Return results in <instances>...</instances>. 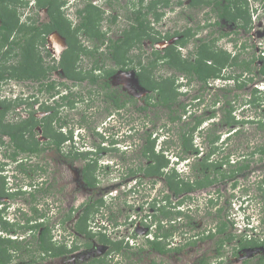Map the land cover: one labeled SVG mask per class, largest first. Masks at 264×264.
<instances>
[{
    "label": "rangeland",
    "instance_id": "1",
    "mask_svg": "<svg viewBox=\"0 0 264 264\" xmlns=\"http://www.w3.org/2000/svg\"><path fill=\"white\" fill-rule=\"evenodd\" d=\"M24 1L28 2L24 4ZM63 1L64 3L61 6V10L63 11L64 16L71 21L72 25H74L79 21L76 11L77 9L83 7L86 0ZM189 1L191 0H181V4H178L177 0H171L170 4L161 9L163 12L161 19L158 22H153L152 24L154 29L160 31L161 34L166 32L173 33L175 30L181 32L189 27L194 30L196 34L190 36L188 43L181 48L182 55L187 57L190 51L196 50L200 43L204 41L209 42L211 39L218 37L220 32L231 33L230 36L219 37L214 41L216 47L221 49V51H226L230 53L231 56L238 55L239 60L250 59L253 56L257 57L262 54V51H264V49H261V47L264 46V36L262 35V33H264V7L262 8L260 0H247L249 9L251 10V28L248 31H245L243 28H235L232 23H227L222 18L219 19L220 24H213L210 27L204 26L208 22H216L217 16L215 9L211 10V6L205 7L203 5L192 7L189 6ZM34 2L35 0H21L20 4L17 5V15L21 21H24V23L30 24L33 20L38 23L43 20L45 21L46 19L45 14L47 11L45 8H36L34 6ZM91 2L98 4L101 9L105 11L100 28L103 32L105 31L106 38L115 40L120 37V33L123 28L128 25V19L126 17L127 13H125V9L130 6V2H136V0H91ZM116 14V20L114 22L110 21L111 16ZM234 29L236 30L234 31ZM49 34L50 33L45 36L44 42L45 50L50 52V55L45 56V60L42 62V65L45 67H51L54 63L57 64L61 51L64 47H66L61 37L56 35L49 36ZM179 37L180 35H174L171 39L166 40V42H155L152 46L148 39L143 40L140 49H134L133 47L129 51L132 62L134 61L133 63H135L137 59L141 58L142 63L144 62L147 64L153 57L151 56V51L153 49L162 51L167 44L175 41ZM231 37L232 40H230ZM14 38L16 39V36L13 35V39ZM80 40L87 51H92L94 49L92 40L84 37H80ZM104 44L100 45V48L95 52L94 57H80V59L76 62L75 69L82 68L83 71L86 67H90L91 60L94 58L98 59L99 62H103L108 68H112L113 61L110 59V55L108 53L106 56L105 54H99L102 50L105 51L103 53H106L107 49H105ZM40 48L39 52H41V54H45L42 46H40ZM4 49L5 47L1 50ZM19 52V47L15 45L14 48L10 49V52L1 56L0 69L2 70V68L10 67L18 58L15 53ZM189 56L191 57L192 55ZM257 60L258 58L254 60L253 70L250 73L243 72L239 78V83L244 82L241 87H238V82L232 79H209L207 86H202V83L196 77H188L187 75L169 68L166 65L155 68L152 73L148 74L150 77L154 76L157 79L173 77L172 79L170 78V83H172L171 89H173L177 95L175 97V101L171 102L172 104L170 109L162 104H156L158 100L157 89L143 87L137 81L138 79L132 69L129 71H116L115 74L109 78V90L122 94L123 97H125V95L127 97L129 95L135 96L137 99L136 105L144 103V95H150L152 97L155 106H153V108L149 106V110L147 112V118H152L153 120L151 130L155 132L164 124L162 129L166 131L165 134L168 135V140L164 143L161 141V138H159L161 142H159L156 138L157 141L154 142V148L158 153H160L161 149H164V152H167V157H170L167 166L170 172L174 170L181 178L184 179L187 178L186 176L189 173L191 175L192 172V174H195L193 176L191 175L193 178L199 175V177H203L202 179H205V177L200 173L202 171L198 168L200 165L197 164L201 159L205 160V155L208 156L209 162H214L215 160L216 162H219L220 159L223 158L224 160V157L228 155V162L223 164L221 168L224 172L227 171L228 173L232 171L230 170L231 168L244 162L248 163V167L251 172H249L248 176L245 178L241 177L240 173H238L237 175L235 174V176L232 175L231 178H225L216 182V184L208 185L206 188H198L189 192L191 197L187 198L181 205V207H183V211L188 212L192 218L191 225H184L180 229V235L184 242L186 238L188 241H191L194 239L195 234H204L205 230L210 227L214 228L220 219L215 216V213L217 208L222 205L224 206L222 213L224 215L225 213L227 214L224 217H221V219L223 218L226 221L231 220L234 223L232 224V229L230 224L226 226L227 233L232 236V239L230 240L231 243L237 241L241 237L244 238V236L251 238L255 236L256 231L260 232L262 229L261 226H258L254 229V232H243L244 210L242 212L237 209V207L241 209L240 200L244 197L246 200L242 202L245 205H249L253 224L259 225L258 218L260 217L258 210L262 205H264L263 198L261 196L262 192L259 189V183L262 176H264V169H259L258 167L261 164L259 157L264 155V153H253V151L256 150L258 145L264 146V94L261 93L264 87V80L263 75L258 71L264 63V58H261L260 61ZM242 69V66L232 65L225 67L222 70V73L225 75L238 74L242 71ZM58 72H60V69L53 70L51 72V79H54L55 82H66L64 77ZM144 77H146V75H144ZM248 77H252V80H249ZM189 78L191 80H189ZM144 79V83L149 84V82L146 81V78ZM66 83L69 84L70 82L68 81ZM88 86L89 85H86V82L84 81L80 82V84L72 86V89L74 92L83 95L87 93ZM37 87V83L30 79H26L22 82L12 77H4L3 85L0 89V95L3 96L8 94V96H14L22 92L25 94H34L39 92ZM253 88H257V93L253 92ZM252 93H254V95H252ZM37 95L40 98L38 99L39 101H43L48 97L46 91H42ZM123 97L121 99H123ZM253 97H256L254 102L251 101ZM183 104L186 105L184 109L181 107ZM89 105H91V103ZM88 106L84 102L73 104L74 109L68 110V118H78L81 116V112L86 110L92 115L91 117V115L88 114L89 118H93V121L103 119L98 111L94 112L93 110H87ZM227 109H230V115L234 116V119L237 121L236 123L234 122L230 125L226 124L225 114L228 115ZM212 112L215 113V116H211ZM140 115L143 116L144 112ZM172 115H179L180 118L171 122L169 117ZM197 115L200 116L202 122L193 132L192 143L193 146L198 147L197 149L199 150V154L193 155V151L191 150L183 152L184 147L182 145L181 134L193 124V118ZM227 119L232 120L228 116ZM137 123L138 131L135 146L133 145L128 147L125 151H109L107 154L101 155V160L97 162V165H102L101 161L108 159V161L113 162L114 165L117 164L118 166L114 168L116 169V172L109 169H105L102 174H97L96 172L97 184L94 188H91L89 192V194L93 195L91 197L92 199L104 198L105 201L115 203L114 205H117L118 208L127 207L126 204L133 207L135 206L134 202H140V200L136 201L135 199H141L140 195L144 194V188L140 185V183L144 182V185L147 186L150 182H152L149 181L148 178H139V176H137V179H128L121 175V173L125 170L124 163H129L135 168L139 175L142 172L139 167H145L146 161L148 160V157L142 154V149L147 137V131L144 132V130L149 129L150 124H147L146 127L140 128L142 124L138 120ZM127 127L128 126H125L121 129V131L124 132ZM123 132H121L122 135ZM160 134H162V132H160ZM129 142L131 143V141ZM89 147L92 148V146ZM180 154L183 159L179 158ZM44 156L45 158L50 157L48 158L49 161L52 160V162H50V170L52 171V167H56L57 169L55 170V173L51 174L56 178L53 183V193L47 197V201L52 204V201L54 202V199L59 197L61 201L59 204L62 203L61 207L64 206L65 208H68V204L73 203L75 206L81 203L82 200H85L88 193H83V191L80 192L81 189L76 184L79 176H77L78 173L76 174L73 166L69 168V165H62L60 168H57L59 164L53 166L54 161L52 159L59 157L57 154H53L51 152L48 154L46 152ZM176 160L183 161L177 165ZM80 161L82 162V160ZM80 161L76 162L77 166L81 164ZM173 165L175 168H172ZM194 167H196V170H194ZM197 170L199 171L198 174H196ZM101 171L102 170H100V172ZM205 171L206 173H209V177L213 176L211 166L205 169ZM233 180H236V185L232 186L229 183ZM134 186L136 188L135 191L132 192ZM129 187H131L130 193L127 191ZM54 189L58 192V194L55 193ZM216 190L220 192L218 195V191ZM151 192L153 194L155 190ZM182 193L183 192H179V194H176L175 200L181 199ZM246 194H248V196ZM209 196H212L214 199L216 198V201L212 200V202H210ZM227 200L229 202L228 204L225 203ZM180 201H182V199ZM111 205L113 206V204ZM170 205L171 207L173 206V204ZM80 207L81 208L78 211L72 214L77 216L79 212L82 211L83 206ZM62 209L63 210L61 211L64 212V208ZM132 209H130L129 212L130 216L133 214ZM59 216V214H56L55 217L53 215L51 221L55 222L56 217ZM96 216L97 215H94V218H96ZM124 216H126V218L128 217V215H121L119 220L122 221L121 219H123ZM116 217L118 218V215H116ZM175 218H177V216L172 217V214H169V220ZM188 220L189 217H186L181 223H187ZM178 225L177 226L180 228L179 223ZM189 226H192V228H189ZM130 231L131 229L126 226H121L119 233L117 234L120 235V233H122V235H127ZM115 234L116 233H112V235ZM259 234H261V232L258 233V235ZM255 237H257V235ZM204 239H201L194 244L186 245L179 252L156 255V259L160 261V264H195L196 257L202 255L205 252L206 247H209L207 252L208 255H211V249L215 248L213 240L208 241V238ZM261 252H263L261 247L248 248V255L245 254V258H250V260L247 264H255L257 262V256L254 254L264 255ZM27 256L30 257V254L17 257L15 261L20 260L26 262ZM205 260L207 259L205 258ZM212 261L213 258L212 260H207L206 263L212 264ZM240 263V259H236L229 264ZM41 264H74V262L66 260V258L63 260L59 257L45 259Z\"/></svg>",
    "mask_w": 264,
    "mask_h": 264
},
{
    "label": "flooded vegetation",
    "instance_id": "2",
    "mask_svg": "<svg viewBox=\"0 0 264 264\" xmlns=\"http://www.w3.org/2000/svg\"><path fill=\"white\" fill-rule=\"evenodd\" d=\"M263 3L264 0H261V5ZM178 4H181V2ZM188 4L190 6V1ZM263 7L264 6H262V8ZM45 16V21L43 20L41 22H46L48 20L47 13ZM224 21L232 23L235 28H238L233 22ZM235 30L236 29H234V31ZM225 33L227 34L224 36L231 35L229 32ZM262 35L264 36V33H262ZM169 39L161 41L166 42V40ZM230 40H232V37ZM150 44L152 46L154 43L150 41ZM105 45L106 43L104 47ZM184 45L177 47L180 53ZM134 49L138 48L134 47ZM261 49H264V46H262ZM97 50H94V52L88 51L92 53L90 54L86 53L87 50L84 48V52L80 57H94ZM152 51L151 56H153ZM103 52L105 51L102 50L99 54H105L106 56L108 53L110 55V59L113 61L112 68H108L103 62H99L98 59L94 58L91 60L90 67H86V69L82 71V68L75 69L77 60L72 66L73 68L71 67V74L74 76H85L82 80L65 75V71L58 66L49 71V77H46V79L43 77L36 80L30 79L37 83V90L39 92L34 94H25L22 92L14 96H8V94L3 96L0 95V114L3 119L2 123H4L0 124V128L6 131V126L8 125L14 127L27 122L26 128L30 129L23 131V138L21 140L12 139L8 132L0 131V237L10 241L11 246L7 248V254L10 255V260L7 264H41L45 259L59 257L63 260L64 258H66V260H71L74 264H160V261L156 259V255L179 252L184 248L183 246L185 243L179 238L174 237L175 232H179L178 223V230L173 231V235L169 236L170 220L168 210L170 205L168 202V194H171L170 196L173 199L172 211L176 212L172 214V217L177 215V218L171 220V224H176V221L183 219V216L180 215V213L177 214V211H183L181 205L182 202H184L185 193H182V202L178 203L181 199L175 200V195L173 191H170L168 185V165L156 167L155 165H157V162L148 157L146 166L139 167L142 172L138 175L134 167L129 163H124L125 170L121 173L123 177L132 179L139 176V178H148L149 181L153 182H150L147 186L144 185V182L140 183L144 188V194L140 195L141 199H135L136 201L140 200V202H134L135 206H133V209L131 208L134 213L127 220H124L126 227L131 229V235L129 236L117 234L119 233L118 226L120 224L118 220H115L116 215L119 213L117 205L105 201L104 198L92 199L91 197L93 195L89 194L90 189L94 188L97 184V174H102L105 169L116 172L114 168L118 166L108 161V159L101 161L102 165H97V162L101 160V155L107 154L109 151H125L128 147L135 146L138 131L137 120L142 124L140 128L150 124L149 129L144 130V132H150L153 120L152 118H147V112L149 106L152 108L155 106L150 95H144V103L136 105L137 99L135 96L129 95L127 97L125 95V97H123L122 94L109 90V78L115 74L116 71H129L132 69L138 79V61L140 60L141 64H145L144 62L142 63L141 58L133 63L134 61L132 62L131 55H129L128 52L125 54V61L122 63L116 62L111 57L112 53L108 51H106V53ZM263 52L264 51H262V55ZM258 60L260 61L261 59L258 58ZM56 69H60L58 73L64 77L66 82L69 81V84L65 81L55 82L54 79H51V72ZM109 70H113V73L106 76V72ZM148 74L149 72H147V75ZM90 76L95 77L94 81H91L89 78ZM25 80L26 79H19L18 81L24 82ZM84 81L86 85H89L87 93L83 94L86 96L80 95L72 89V86ZM41 83L45 84L42 85ZM1 84L3 85V78L0 79V89L2 87ZM49 84H51V86L47 88ZM42 91H46L48 97L43 101H39L38 99L40 98L37 94ZM261 93L264 94V87ZM122 97L123 99H121ZM82 102L87 106L91 103V105L87 107V110H93L94 112L98 111L103 119L93 121V118H89L91 114L86 110L82 111L81 116L78 118H68V110L74 109L73 104ZM142 112H144L143 116L140 115ZM125 126H128L127 129L124 132L121 131ZM121 132H123V135ZM17 136H19V134ZM129 141H131V143ZM19 142L25 147V150L20 149L17 144ZM146 142L145 140V143ZM89 146H92V148ZM258 147L261 148L264 146L258 145ZM46 152L48 154L51 152L59 156L56 159L52 158L54 161L53 166L58 164L59 166L57 168H60L62 165H69V168L73 166L76 174L78 173L77 176L79 177L76 184L81 189L80 192L83 191V193H88L87 198L82 200L78 205L74 206L72 203L68 204V208L64 206L61 207L62 203L59 204V202H61L59 197H56L54 202L52 201V204L47 201V197L53 193L52 188L56 178L51 174L55 173L57 169L56 167H52V171L50 170V162H52V160H48L50 157L45 158L44 155ZM227 157L228 155L224 157V160L223 158L220 159L219 162H216V160L214 162L210 161L213 162L214 165H216V163H221V165L218 169L219 171L215 170L216 166L212 167V183L209 185L216 184V182L225 178H231L232 175L235 176V174L237 175L238 173H240L241 177L245 178L248 176L249 172H251L248 166L240 171L236 170L234 173H231V171L230 173L227 171L224 172L221 168L223 164L228 162ZM259 159L261 160V164L258 168L264 169V155H261ZM80 160H82V162ZM78 161H80L81 164L77 166L76 162ZM245 163L247 162L241 164ZM237 167L238 165L233 168L237 169ZM198 168L201 171L202 166L200 165ZM100 170L102 171L100 172ZM194 170H196V167H194ZM198 173L199 171L197 170L196 174ZM191 175L193 176L195 174L191 172ZM191 175L186 177H192ZM92 180H94V185H89V182ZM190 180H193V177ZM234 183H236V180H233L229 184L233 186ZM135 186L132 192L135 191ZM207 186L202 188H206ZM130 188L131 187L127 190L129 193L131 192ZM259 189L262 192L261 196L264 202V176H262L260 180ZM153 190H155V192L152 194L151 191ZM54 191L58 194L55 189ZM219 193L218 191L217 195ZM97 200H101L102 202L97 205L98 210L94 214L97 216L94 221H88L87 228H91L92 230L99 228L104 229L109 233V239L107 241H103V239H99L97 236H86L75 229V223L82 215L84 208L89 202H97ZM225 203L228 204V200L225 201ZM111 204H113V206ZM80 206H83L82 211L79 212L77 216L72 214L78 211L81 208ZM62 208H64V212L61 211L63 210ZM220 208L221 210L219 211ZM223 209V205L217 208L215 216L220 219L216 226L214 228L210 227L204 231V234L215 233L214 236L208 238V241L213 240L215 243V248L211 249L212 254L208 255L207 252L209 247H206L205 252L196 257L195 264H200L203 256L207 260H212L213 258L212 264H229L236 259H240V264H247L250 258H245V254L248 255V248L254 247H261L263 249L261 253L264 254V205L260 207L259 213L260 226L262 228L261 234L258 235L255 233L257 237H253L257 239V244L253 246H240V242L244 244L246 242L251 243V239L253 238L244 236V238L241 237L237 241L232 242L233 244L230 241L232 238L230 240H225L219 247L217 240L223 235H227L226 230L222 232L221 235H219L218 232L216 233L220 222L224 220L223 218L221 219V217L227 214L225 213L224 215L222 213ZM56 214L60 216L56 217L55 222H52L51 219L53 215L55 217ZM117 219H119V216ZM102 222H106L108 225L98 226L102 224ZM41 223L49 226L53 247L64 248V253L52 255L50 251L44 253L39 250L38 237L44 226H39L36 232L31 227ZM228 224H230L232 229V224H234L233 221H227V226ZM112 233L116 234L112 235ZM201 234L203 233L195 234L193 240L197 242L204 239L201 238ZM111 242H118L120 244L119 248H115ZM153 242L160 243L164 249H170V251L157 250L153 247ZM24 253L26 255L30 254V257L27 256L26 262L20 260L15 261L17 257L25 255ZM254 255L257 256V262L255 264H264V255Z\"/></svg>",
    "mask_w": 264,
    "mask_h": 264
},
{
    "label": "trees",
    "instance_id": "3",
    "mask_svg": "<svg viewBox=\"0 0 264 264\" xmlns=\"http://www.w3.org/2000/svg\"><path fill=\"white\" fill-rule=\"evenodd\" d=\"M21 0H0V57L10 52V49L14 48L15 45L19 47L20 52L15 53L18 58L10 67L0 69V79L12 77L17 80L19 79H38V78H48L49 71L58 66L65 71V75L69 77H75V79L82 80L85 76H74L71 74V67L74 63L80 59L81 54L84 52L83 44L80 40V37H84L86 39L93 41L94 49L97 50L100 45L106 43L105 49L109 53H112V58L116 62H124L125 54L129 52V50L133 47L141 48V43L143 40L148 39L152 43L159 42L164 39H169L172 36L180 37L176 39L173 43L167 45L162 51L153 50V57L150 61L145 65L141 64L140 60L138 61V81L139 83L151 89H157L158 92V100L156 103L162 104L167 108H171V102L175 101L176 92L171 89L172 83H170L173 77H166L157 79L154 76L150 77L146 72L152 73L155 68L159 66L166 65L169 68H172L176 71L187 75L188 77H196L202 84V86H207L209 79H220V80H236L238 82L239 78L243 74V72L250 73L254 66V60L257 58H264L263 55L260 54L257 57H252L250 59H241L239 60L238 55L231 56L230 53L226 51H221V49L217 48L215 45V40L219 37L224 36L225 32H220L219 36L211 39L209 42H202L198 45L196 50L190 51L187 57H183L180 51L177 49L178 46H182L187 43L190 36L195 35L196 33L190 27L184 29V31H174L173 33H164L161 34L160 31H157L153 27V22H158L161 19L163 12L161 9L170 4L171 0H136V2H130V6L126 7L125 13H127L126 17L128 19V25L123 28L120 33V37L115 40L110 38H106L105 31L103 32L100 28V24L102 19L104 18L105 11L101 9L98 4L92 3L91 0H86L82 8L77 9V15L79 17V21L72 25L71 21L64 16L63 11L61 10V6L63 5V0H35L34 6L36 8L44 7L46 9L48 20L46 22H38L33 20L29 23H24L21 21L19 16L17 15V5L20 4ZM28 1H24L26 4ZM110 2V1H109ZM181 0H177V3H180ZM261 2V0H260ZM203 5L205 7L211 6V10L216 11L217 20L216 22H208L204 26L210 27L213 24H220V18L231 21L238 28H243L248 31L251 28V10L249 9V4L247 0H191L190 6H199ZM264 6V3L262 4ZM117 18L116 15H112L110 21L114 22ZM56 30L61 36L64 37L66 47L62 50L60 58L54 65L51 67L43 66L42 62L44 61V56L50 55L48 50H45L44 42L45 36L47 33ZM13 35L16 36V39H13ZM106 41V42H104ZM40 46L45 51V54H41ZM5 47L4 50H1ZM86 53H90L86 51ZM193 58V59H192ZM53 59V57H52ZM54 60V59H53ZM120 60V61H117ZM159 62V63H158ZM97 65V64H96ZM238 65L242 66L243 69L238 74H230L225 75L222 73V70L225 67ZM73 68V67H72ZM258 71L264 75V63L258 69ZM113 73V70H109L106 72V76H109ZM146 75V77H144ZM91 81H94L95 77H89ZM144 78L149 84L144 83ZM171 78V79H170ZM249 80H252V77H248ZM174 80V79H173ZM189 80H191L189 78ZM163 82V83H162ZM44 85L45 83H41ZM238 87H241L244 82H238ZM47 86V88H49ZM167 90V91H166ZM253 92L257 93V88H253ZM252 93V95H254ZM198 98V97H196ZM199 99V98H198ZM256 100V97L252 98V102ZM185 104L181 105L184 109ZM228 115L225 114V122L230 125L232 123H236V119L234 116L230 115V109H227ZM214 112V111H213ZM211 116H215L213 113ZM227 116L232 120H228ZM180 118L179 115H172L169 117L171 122H174ZM2 115L0 114V124L2 123ZM202 119L199 115L194 116L193 124L181 134L182 145L184 147L183 152L187 150L193 151L194 155L199 153L198 147L193 146L192 136L194 130L201 124ZM27 122L25 124H19L14 127L11 125L6 126V131L0 128L1 132H8L12 139L21 140L23 138V131L30 130L27 127ZM164 124L162 125V127ZM19 134V136H17ZM152 132H147L146 143L143 145L142 154L146 157L151 158V160L156 161V167L166 166L169 163V159L163 152L155 151V141L156 139L151 138ZM217 138V137H216ZM215 138V139H216ZM214 139V140H215ZM21 150H25V147L19 142L17 143ZM254 152L264 153V147H257ZM180 157L182 155L180 154ZM205 160L201 159L199 161V165L202 166L200 172L205 179L201 177L195 176L193 180L190 178H181L174 170L169 171L168 175V185L171 191H173L174 195L179 194V192H184L185 199L190 198L189 192L195 190L197 188H202L204 186L212 183L211 177H209V173H206L205 169L210 166H216L215 170L219 171L221 163L213 164V162H209L208 156H204ZM248 163L238 165L237 169L232 168L231 173H234L236 170L240 171L244 167H247ZM97 181V179H96ZM89 185H94V180L89 182ZM236 185V183H234ZM168 194V202L169 205L172 204V198ZM212 201V199H210ZM102 201L97 200V202H89L88 205L84 208L82 215L79 217L78 221L75 223V229L79 232H82L86 236H97L99 239H103V241H107L109 238V233L104 229H95L87 228L88 221H94V214L98 210L97 205H99ZM182 202V201H179ZM171 208V205L169 206ZM221 208L219 209V211ZM169 214H174L176 212L171 209L168 210ZM181 213L177 211V214ZM185 217H190L188 213L183 212ZM116 220V219H115ZM117 222V221H116ZM39 226H44L39 235V243L38 248L41 252H51L52 255H57L60 253H64L65 249L62 247H53L51 241V233L50 228L47 224H36L32 226L35 232L38 230ZM100 226V225H98ZM227 221L222 220L219 224L218 232L221 235L222 232L226 230ZM177 229L176 225L170 224L169 226V236H171L172 230ZM215 233H210L205 237L201 238H210L214 236ZM232 236L227 233V235H223L220 237L217 242L219 247L223 244L225 240H230ZM256 238L251 239L250 242H240V246L250 245L253 246L257 244ZM249 241V240H248ZM115 248H119L118 242H111ZM195 240L188 241L184 244L185 247L187 244H194ZM264 244V243H263ZM10 241L5 240L0 237V263L7 264L9 262L10 255L7 254V248L10 247ZM153 247H155L159 251H170V249H164L162 245L158 242H153ZM200 264H206L205 257L203 256Z\"/></svg>",
    "mask_w": 264,
    "mask_h": 264
},
{
    "label": "clouds",
    "instance_id": "4",
    "mask_svg": "<svg viewBox=\"0 0 264 264\" xmlns=\"http://www.w3.org/2000/svg\"><path fill=\"white\" fill-rule=\"evenodd\" d=\"M163 127L161 126V128H158L157 129V131H155V132H153V130H151L150 132H152V134H151V138L152 139H158L159 140V142H165L166 140H168V135H166L165 134V132L166 131H164L163 129H162ZM161 129V130H160ZM159 130V131H158ZM160 132H162V134H160ZM159 138H161V141H160V139ZM157 139H156V141H157ZM160 152H163V153H165L166 154V157L168 156V154H167V152H164V149H161L160 150ZM199 154V153H198ZM194 155V154H193ZM168 159H170V157H167ZM179 158H181V159H183V157H180L179 156ZM183 161V160H182ZM182 161H179V160H176V162H177V165L178 164H180ZM172 168H175V166L173 165L172 166ZM190 175V173L187 175V176H189ZM188 178H190L191 179V177H188ZM247 196H248V194H246ZM191 196V195H190ZM210 197V199H213L214 201H216L212 196H209ZM184 199H185V197H184ZM187 199V198H186ZM210 199H209V201H210ZM173 200V199H172ZM244 200H246L244 197H242L241 198V200H240V202H241V205H240V207H241V209L239 208V207H237V209L239 210V211H242L243 212V210H244V212H243V214H244V216H243V223H244V231L243 232H246V231H251V232H254V229H256V227H258V226H260L261 224H260V218H258V220H259V225H254L253 224V221H252V215H251V211H250V209H249V205H245V204H243V202L242 201H244ZM185 201V200H184ZM127 205V207H122V208H118L119 209V213H118V216L120 217L121 215H128V217L126 218V216H124V218L123 219H121L122 221H120L119 219H117V217L115 218L116 220H118L119 221V229H120V227L121 226H126L125 224H124V220H127L129 217H130V214H129V212H130V210L129 209H131V208H133V207H130L128 204H126ZM172 210V208H169V210ZM178 211H180L181 213H180V215H182L183 217V219L182 220H180L181 222H183V220H184V218H186L185 217V215H183V212L184 211H181V210H178ZM133 213H134V211H133ZM186 213H188V212H186ZM260 213V208H259V210H258V214ZM189 214V213H188ZM175 216H177V215H175ZM259 217H260V215H259ZM172 220V219H171ZM171 220H170V224H171ZM180 221H176V224H173V225H176L177 226V223H179L180 224V228H179V232L177 233V232H175V234H174V237H176V238H179L182 242H184V240H183V238H181V235H180V229H181V227L182 226H187V225H191L192 224V218L191 217H189V220L187 221V223L185 222V223H181ZM99 225H102V226H107L108 224L106 223V222H102V224H99ZM170 226V225H169ZM189 228H192V226H189ZM260 228V227H259ZM261 229V228H260ZM178 230V227H177V229H175V230H172V232H171V236L173 235V231H177ZM260 232H261V230H260ZM259 231H256L255 233L256 234H258V233H260ZM120 235H122V233H120ZM128 236L129 235H131V231H130V233L129 234H127ZM203 235H208V234H202V235H200V236H203ZM123 236H125V235H123ZM203 237H205V236H203ZM188 242V240H187V238H186V240H185V244Z\"/></svg>",
    "mask_w": 264,
    "mask_h": 264
},
{
    "label": "water",
    "instance_id": "5",
    "mask_svg": "<svg viewBox=\"0 0 264 264\" xmlns=\"http://www.w3.org/2000/svg\"><path fill=\"white\" fill-rule=\"evenodd\" d=\"M45 10H46V9H45ZM51 35H56V36L61 37L62 40H63V42H64V44L66 45L64 37L61 36L56 30L51 31L50 34H49V36H51ZM49 36H48V40H49ZM64 48H65V47H64Z\"/></svg>",
    "mask_w": 264,
    "mask_h": 264
}]
</instances>
